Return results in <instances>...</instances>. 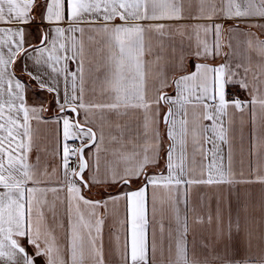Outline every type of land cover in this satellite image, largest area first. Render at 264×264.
<instances>
[{
  "label": "snow or ice",
  "instance_id": "6c2138e0",
  "mask_svg": "<svg viewBox=\"0 0 264 264\" xmlns=\"http://www.w3.org/2000/svg\"><path fill=\"white\" fill-rule=\"evenodd\" d=\"M0 264H264V0H0Z\"/></svg>",
  "mask_w": 264,
  "mask_h": 264
}]
</instances>
